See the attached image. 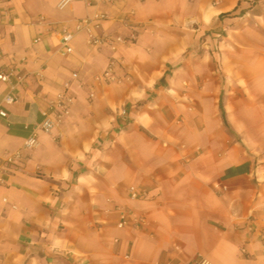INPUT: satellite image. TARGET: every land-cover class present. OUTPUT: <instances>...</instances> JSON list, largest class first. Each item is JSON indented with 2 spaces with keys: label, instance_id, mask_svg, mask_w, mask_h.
I'll list each match as a JSON object with an SVG mask.
<instances>
[{
  "label": "crops",
  "instance_id": "0c3cea01",
  "mask_svg": "<svg viewBox=\"0 0 264 264\" xmlns=\"http://www.w3.org/2000/svg\"><path fill=\"white\" fill-rule=\"evenodd\" d=\"M60 1L0 0V74L14 72L0 81V157L22 155L0 181V264H264V90L245 111L204 88L193 105L174 98L216 75L191 69V48L262 27L264 0ZM96 14L98 34L136 40L93 48L76 26ZM113 58L131 84L96 81ZM66 85L70 115L44 131Z\"/></svg>",
  "mask_w": 264,
  "mask_h": 264
},
{
  "label": "rangeland",
  "instance_id": "374dc122",
  "mask_svg": "<svg viewBox=\"0 0 264 264\" xmlns=\"http://www.w3.org/2000/svg\"><path fill=\"white\" fill-rule=\"evenodd\" d=\"M243 27L242 32L218 37L212 36L210 31L203 35L199 45L191 48V69L216 70V75L181 82L183 89L174 95L177 103L193 105L192 98H197L196 89L202 91V88L206 92L220 94L228 107L235 101H241V111H245L247 98L257 100L256 94L264 90V25ZM126 82L132 83L130 80Z\"/></svg>",
  "mask_w": 264,
  "mask_h": 264
},
{
  "label": "built area",
  "instance_id": "2783aa9c",
  "mask_svg": "<svg viewBox=\"0 0 264 264\" xmlns=\"http://www.w3.org/2000/svg\"><path fill=\"white\" fill-rule=\"evenodd\" d=\"M74 0H61L58 7L60 9H64L68 5H70ZM115 1V0H110ZM41 20L43 21L44 18L42 17ZM106 20V15L96 14L91 18H87L81 20L77 23L76 32H83L86 31L88 33V42L93 48H101V47H110L112 50L116 51L117 46H124L127 43H133L137 38V31L132 30L131 34L128 37H116L113 38L107 35H100L96 32V29L99 28L100 23ZM74 39V34L67 31H61V38L60 44L63 49L64 54H71L73 53L72 41ZM40 41L37 39L36 42ZM120 67V61L116 58H113L110 63L109 67L100 75L95 77L97 82L109 84H122L123 81L128 79L127 75L125 77H120L118 75V69ZM14 75L13 70H10L8 73L0 74V81L7 82L9 81L10 77ZM73 78H78L76 73L73 74ZM20 80H23L24 77H20ZM68 85H66L65 90L58 95L55 102L52 103L50 110L44 113L45 121L42 125L44 131H51L55 128L59 123L62 122L64 118L70 115L72 106L74 104V98L69 95L68 93ZM93 97V95H91ZM16 102V97L12 94L7 95L4 100L3 104L5 105H12ZM126 113L123 111L122 115ZM0 116L7 117V113L3 108H0ZM38 144L37 138L35 136L29 138L25 144V149H33ZM22 158L20 152H16L13 154H7L5 157H0V181L2 180V176L7 173L12 166L16 165ZM129 198L134 201H139L146 199L147 192L137 186H131L129 188ZM121 221L118 225L119 228H124L130 221L128 218V214L125 211L120 212ZM244 251V250H243ZM196 264H210L204 257H199V260Z\"/></svg>",
  "mask_w": 264,
  "mask_h": 264
},
{
  "label": "trees",
  "instance_id": "16d2710c",
  "mask_svg": "<svg viewBox=\"0 0 264 264\" xmlns=\"http://www.w3.org/2000/svg\"><path fill=\"white\" fill-rule=\"evenodd\" d=\"M222 113H223V110H222ZM225 115V114H224Z\"/></svg>",
  "mask_w": 264,
  "mask_h": 264
}]
</instances>
